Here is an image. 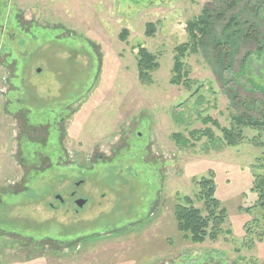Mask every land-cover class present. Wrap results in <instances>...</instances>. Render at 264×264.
<instances>
[{"label":"rangeland","instance_id":"374dc122","mask_svg":"<svg viewBox=\"0 0 264 264\" xmlns=\"http://www.w3.org/2000/svg\"><path fill=\"white\" fill-rule=\"evenodd\" d=\"M236 3L0 0V264H264V128L223 131L264 120V0ZM143 44L160 65L145 84ZM207 178L227 218L195 243L174 208L207 215ZM69 187L87 205H61Z\"/></svg>","mask_w":264,"mask_h":264},{"label":"trees","instance_id":"16d2710c","mask_svg":"<svg viewBox=\"0 0 264 264\" xmlns=\"http://www.w3.org/2000/svg\"><path fill=\"white\" fill-rule=\"evenodd\" d=\"M232 1L233 4L226 7L224 0H214V2L218 5V9L222 10L220 15L223 16L225 11L227 12L229 9L234 7L235 4H237V0ZM186 28L192 40L190 43L192 50H195L196 46H198V42L209 34L210 27L209 22L206 19L200 18L190 20ZM146 30L148 35H153L155 32V25L153 23H149ZM122 38H127L126 31L123 33ZM188 45L189 44L182 45L178 48L179 54L175 63V69L178 73V68L181 65L180 58L184 56L185 51H187L189 47ZM137 50L139 65L138 77L143 84L150 83L153 80L152 73L155 72L160 65L156 61V56L150 53L144 44L137 48ZM177 83L179 84V82ZM234 119H236V124L234 123L232 127L223 130L225 131L224 139L227 141L228 145L234 146L240 144V142L245 138L243 131L245 128H254L257 130L264 128V120H253L244 114L235 116ZM204 121L209 122L213 120L209 116L205 118ZM214 124L218 125L216 121H214ZM205 131L207 132L209 129H206ZM209 132L210 137L214 138V133H212L211 130ZM197 133L202 132L197 131ZM201 185L203 191L201 192L200 197L205 201V206L208 213L207 215L203 214L201 208L195 206V202H193V199L188 195L177 198L178 201H176L177 204L174 208V215L180 232L195 243L204 242L208 238L217 240L219 237L218 235L221 232L220 227L227 218L226 209L224 207L220 208V201L215 198L216 190L214 187V181L207 178L202 180ZM219 208L220 210H218Z\"/></svg>","mask_w":264,"mask_h":264},{"label":"flooded vegetation","instance_id":"af4514ba","mask_svg":"<svg viewBox=\"0 0 264 264\" xmlns=\"http://www.w3.org/2000/svg\"><path fill=\"white\" fill-rule=\"evenodd\" d=\"M61 159V158H60ZM57 162L59 165H65L64 162L62 161H58V159L55 161ZM83 183V181L81 182H76V186L75 187H79V185ZM75 187H69V189L66 191L65 195H61L60 193H57L54 197H56V199H58V201L60 202L61 205H65L67 206V208L73 209V206H78V202L80 201V199H83L85 202L83 203L82 206L80 207H84L85 205H87L88 200L84 197H82L81 195L78 194V190ZM96 193H94V195H96Z\"/></svg>","mask_w":264,"mask_h":264},{"label":"water","instance_id":"95a60500","mask_svg":"<svg viewBox=\"0 0 264 264\" xmlns=\"http://www.w3.org/2000/svg\"><path fill=\"white\" fill-rule=\"evenodd\" d=\"M84 202L85 201L83 199H80V201L78 202L79 207L82 206Z\"/></svg>","mask_w":264,"mask_h":264}]
</instances>
